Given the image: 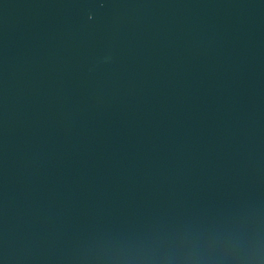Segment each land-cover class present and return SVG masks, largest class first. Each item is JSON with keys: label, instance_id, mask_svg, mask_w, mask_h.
I'll list each match as a JSON object with an SVG mask.
<instances>
[{"label": "water", "instance_id": "1", "mask_svg": "<svg viewBox=\"0 0 264 264\" xmlns=\"http://www.w3.org/2000/svg\"><path fill=\"white\" fill-rule=\"evenodd\" d=\"M0 264H264V0H0Z\"/></svg>", "mask_w": 264, "mask_h": 264}]
</instances>
